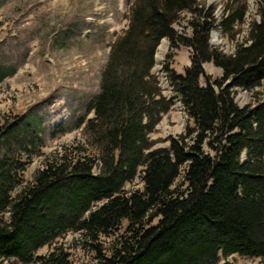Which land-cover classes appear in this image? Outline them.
Listing matches in <instances>:
<instances>
[{"label": "trees", "instance_id": "trees-1", "mask_svg": "<svg viewBox=\"0 0 264 264\" xmlns=\"http://www.w3.org/2000/svg\"><path fill=\"white\" fill-rule=\"evenodd\" d=\"M131 1L94 117L79 121L83 139L46 156L25 184L44 141L22 115L0 120V264H72L62 247L37 255L70 232L82 234L95 264L264 259V99L242 108L235 100L264 83V6L227 54L210 44L211 33L237 40L248 11L242 0H227L220 16L204 0ZM165 39L163 70L193 126L156 147L151 135L175 105L153 73ZM181 47L191 52L184 73L170 66ZM207 63L222 77L213 80ZM137 179L143 189L127 190ZM102 237L113 239L108 253Z\"/></svg>", "mask_w": 264, "mask_h": 264}, {"label": "rangeland", "instance_id": "rangeland-1", "mask_svg": "<svg viewBox=\"0 0 264 264\" xmlns=\"http://www.w3.org/2000/svg\"><path fill=\"white\" fill-rule=\"evenodd\" d=\"M217 6V16L227 0H204ZM131 0H0V120L22 115L44 141L43 156L33 158L24 173L25 184L43 168L45 157L64 145L83 139L80 120L94 117L89 109L100 91L102 72L111 47L129 26ZM247 6L245 23L236 32V41L215 30L210 44L227 54L237 43H244L249 23L259 17L264 0H242ZM184 17L177 24L182 30ZM214 34V35H213ZM169 41L158 47L153 73L158 76L164 95L175 105L164 116L151 138L156 147H169L166 139L178 136L193 126L179 95L164 72ZM186 47L174 51L171 68L184 73L191 64ZM212 79L222 77L221 69L211 63L204 65ZM264 99V83L253 93L238 90L235 100L239 107ZM246 155L243 154V160ZM127 190L143 189L140 179L127 185ZM123 223V227L126 226ZM123 231V230H122ZM109 252L113 239L102 237ZM55 247L64 248L72 264H95L96 255L82 234L70 232L37 255H47ZM233 264H264L263 258L230 256Z\"/></svg>", "mask_w": 264, "mask_h": 264}, {"label": "bare ground", "instance_id": "bare-ground-1", "mask_svg": "<svg viewBox=\"0 0 264 264\" xmlns=\"http://www.w3.org/2000/svg\"><path fill=\"white\" fill-rule=\"evenodd\" d=\"M214 35V34H213Z\"/></svg>", "mask_w": 264, "mask_h": 264}]
</instances>
